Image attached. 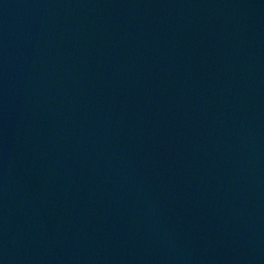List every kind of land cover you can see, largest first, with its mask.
<instances>
[{"label":"water","instance_id":"water-1","mask_svg":"<svg viewBox=\"0 0 264 264\" xmlns=\"http://www.w3.org/2000/svg\"><path fill=\"white\" fill-rule=\"evenodd\" d=\"M0 264H264V0H0Z\"/></svg>","mask_w":264,"mask_h":264}]
</instances>
